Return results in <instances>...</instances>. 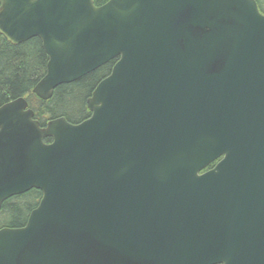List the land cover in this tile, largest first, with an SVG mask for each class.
Here are the masks:
<instances>
[{
    "label": "water",
    "instance_id": "water-1",
    "mask_svg": "<svg viewBox=\"0 0 264 264\" xmlns=\"http://www.w3.org/2000/svg\"><path fill=\"white\" fill-rule=\"evenodd\" d=\"M94 2L0 0V34L49 56L42 100L118 58L79 124L0 106V210L43 195L0 264H264L257 1Z\"/></svg>",
    "mask_w": 264,
    "mask_h": 264
},
{
    "label": "trees",
    "instance_id": "trees-1",
    "mask_svg": "<svg viewBox=\"0 0 264 264\" xmlns=\"http://www.w3.org/2000/svg\"><path fill=\"white\" fill-rule=\"evenodd\" d=\"M106 2L97 0L95 4L100 6ZM260 7L264 10L261 3ZM48 60L40 39L33 38L15 46L0 35V106L19 97H26L35 111V119L42 126L48 120L58 117H65L71 123L89 118L91 113L87 108V99L97 84L110 74L114 61L73 83L58 86L50 100L43 101L32 91L46 74ZM46 141L50 142V139ZM41 197V192L33 189L5 201L0 210V223L4 222L0 228L23 227Z\"/></svg>",
    "mask_w": 264,
    "mask_h": 264
},
{
    "label": "rangeland",
    "instance_id": "rangeland-1",
    "mask_svg": "<svg viewBox=\"0 0 264 264\" xmlns=\"http://www.w3.org/2000/svg\"><path fill=\"white\" fill-rule=\"evenodd\" d=\"M257 1H258V0H257ZM259 1H260V3H261L262 5H264V0H259ZM261 10L264 11L263 8H261ZM2 222H3V221H2ZM2 222H1L0 224H2ZM3 223H4V222H3Z\"/></svg>",
    "mask_w": 264,
    "mask_h": 264
}]
</instances>
